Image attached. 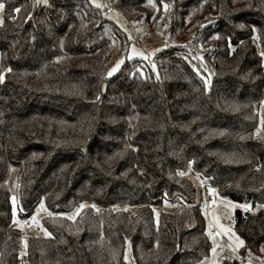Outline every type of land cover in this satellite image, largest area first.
<instances>
[{
    "label": "trees",
    "instance_id": "trees-1",
    "mask_svg": "<svg viewBox=\"0 0 264 264\" xmlns=\"http://www.w3.org/2000/svg\"><path fill=\"white\" fill-rule=\"evenodd\" d=\"M151 3L112 4L167 22L157 71L133 58L109 75L130 40L107 7L0 0V264H210L194 176L243 206L239 252L261 257L264 0ZM123 202L140 206L112 208ZM38 208L51 212L36 214L48 235L22 236L16 220Z\"/></svg>",
    "mask_w": 264,
    "mask_h": 264
},
{
    "label": "rangeland",
    "instance_id": "rangeland-1",
    "mask_svg": "<svg viewBox=\"0 0 264 264\" xmlns=\"http://www.w3.org/2000/svg\"><path fill=\"white\" fill-rule=\"evenodd\" d=\"M44 3L45 0H39ZM94 6L100 5L101 10H104L110 5L108 0H89ZM97 7V6H96ZM151 7L154 5L151 3ZM105 13V12H104ZM110 20L122 29L130 40V46L125 54H122L110 67L109 73L113 74L121 71L123 63L128 59L142 58L148 60L157 71L155 58L157 54L163 50L168 42L167 22L159 23L155 26L148 25L145 21L136 22L126 17L121 11L114 9L109 14H106ZM3 17V8L0 9V21ZM1 64V53H0ZM197 180V179H196ZM216 198L209 208L204 209V215L207 221V228L210 240L212 242V262L221 264L224 258H235L231 253H221L220 248L230 247L238 251L243 246L242 239L238 236L234 228V212L237 208H243L242 205L224 198L218 194L216 190L212 191ZM14 211L16 212V203ZM159 215V212L157 213ZM35 222L39 223L40 215H36ZM215 231V233H213ZM41 234L48 235L45 229H41ZM242 241V243H241ZM261 257H254L250 254L243 255L245 257L244 264H262L264 261V246L261 248ZM262 261V262H261Z\"/></svg>",
    "mask_w": 264,
    "mask_h": 264
},
{
    "label": "built area",
    "instance_id": "built-area-1",
    "mask_svg": "<svg viewBox=\"0 0 264 264\" xmlns=\"http://www.w3.org/2000/svg\"><path fill=\"white\" fill-rule=\"evenodd\" d=\"M110 5L107 7V13H111L112 11H114L115 7L112 4L113 0H108ZM195 38V34H193L191 36V38L189 40L186 41V44L192 49L195 50V46L193 43V39ZM191 168L188 169L187 172L190 173ZM180 175L186 174L182 171L178 172ZM182 173V174H181ZM191 174V173H190ZM193 176V175H192ZM195 179L196 176H194ZM197 182L199 184V201H198V205L201 206L203 209H207L209 208V206L214 202L216 196L215 194L212 192L213 190L217 191V188L209 181L206 180H202V179H197ZM17 195H19V189H17ZM140 205H133L130 203H115L112 208L114 210H118V211H124L130 214H134L136 209L139 207ZM151 208L156 211L160 208L163 209H174V208H182V207H188L190 209H194L195 205L192 204H187V205H180V206H173V205H156V204H152L150 205ZM252 206H249L248 208H251ZM38 213H44V214H51V212H49L48 210L44 209H40L38 208L36 210V212L34 213V215L27 219V220H23V219H18L16 220L17 225L20 227L21 229V235L25 236L26 234H28L29 232H38L40 233L41 231V227L39 226V224L37 222H35L33 220V217L38 214ZM213 233H215V231H213ZM220 252L221 253H231L235 256V258H237L240 262H245V257L240 254V252L234 248H230V247H222L220 248ZM26 255V248L25 245L23 244L22 249H21V262H23V258ZM210 264H214L212 261Z\"/></svg>",
    "mask_w": 264,
    "mask_h": 264
},
{
    "label": "snow or ice",
    "instance_id": "snow-or-ice-1",
    "mask_svg": "<svg viewBox=\"0 0 264 264\" xmlns=\"http://www.w3.org/2000/svg\"><path fill=\"white\" fill-rule=\"evenodd\" d=\"M45 2H47V0H45ZM149 3H151V0H149ZM96 6H97V7H100V5H96ZM164 7L167 8L168 5L165 4ZM2 8H3V4H0V9H2ZM14 11L19 12L20 10H19V9H15ZM0 23H2V21H0ZM261 55L264 56V53H261ZM7 71H11V69H7ZM109 75H111V73H109ZM2 80H3V75L0 74V81H2ZM206 87H207V85H206ZM190 163H191V162H190ZM181 174H182V173H181ZM43 207H44V205H43V203H41L40 208H43ZM80 207L82 208V207H84V206L81 205ZM33 220L35 221V217H33ZM241 243H242V241H241Z\"/></svg>",
    "mask_w": 264,
    "mask_h": 264
}]
</instances>
